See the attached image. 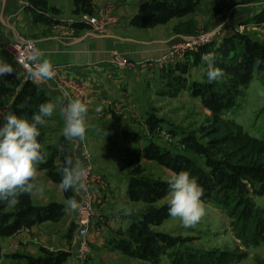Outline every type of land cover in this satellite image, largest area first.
I'll return each instance as SVG.
<instances>
[{
    "label": "crops",
    "instance_id": "obj_1",
    "mask_svg": "<svg viewBox=\"0 0 264 264\" xmlns=\"http://www.w3.org/2000/svg\"><path fill=\"white\" fill-rule=\"evenodd\" d=\"M162 1L90 0L85 7L77 0L75 10V0H0V59L14 69L0 78V109L30 119L41 103L56 104L39 126L45 159L36 165L32 191L15 206L5 201L0 207V257L9 258L7 264H29L27 258L39 260L36 264H163L166 258L174 264L171 253L177 245L171 243V231L162 229L171 220L169 181L177 173L169 164L178 155L194 159L190 136L216 113L192 89L208 81L202 56L216 54L224 77L240 81L232 106L247 80L260 81L264 96V0H188L166 16L153 11L151 18L157 20L150 25L132 24L144 4ZM99 11L117 19L104 35L78 19L83 12ZM207 31H215L210 43L177 61L160 59L171 40ZM245 35L255 61L248 77L230 61L244 47ZM17 39L33 41L41 60L56 66L58 77L82 87L80 95L71 88L68 92L88 105L83 139L69 141L62 134L61 108L69 100L57 79L28 81L14 63L5 46ZM211 90L218 92L215 86ZM84 149L93 163V214L80 248L79 207H66L73 198L80 205L81 190L63 191L59 182L65 157L84 163ZM125 209L132 211L125 214ZM17 217L19 225L10 230ZM162 234L169 243L155 240Z\"/></svg>",
    "mask_w": 264,
    "mask_h": 264
},
{
    "label": "clouds",
    "instance_id": "obj_2",
    "mask_svg": "<svg viewBox=\"0 0 264 264\" xmlns=\"http://www.w3.org/2000/svg\"><path fill=\"white\" fill-rule=\"evenodd\" d=\"M42 55L40 49L34 48L27 58L32 62L36 77L51 80L55 76L53 64L48 59L41 60ZM202 60L206 64L209 82L219 81L224 77V70L217 66L216 54L205 53ZM13 71L10 63L0 59V78ZM55 109L56 104L52 101L41 103L30 119L11 110L0 109V202L6 201L15 206L21 195L32 191V180L37 173L36 165L45 159L42 143L38 139L41 135L39 126L53 115ZM61 112L64 117L63 136L69 141L83 139L87 130V103L80 98L71 99L61 108ZM60 150L63 151L62 147ZM62 173L59 182L61 190L86 187L83 183L85 168L82 161L65 157ZM203 194V186L189 171L173 173L169 181V216L179 218L185 228L194 227L205 214V205L201 199ZM78 207L79 202L73 198L67 202L66 210H76ZM131 211L125 209V214H130Z\"/></svg>",
    "mask_w": 264,
    "mask_h": 264
},
{
    "label": "trees",
    "instance_id": "obj_3",
    "mask_svg": "<svg viewBox=\"0 0 264 264\" xmlns=\"http://www.w3.org/2000/svg\"><path fill=\"white\" fill-rule=\"evenodd\" d=\"M89 1L90 0H83V5L88 7ZM187 1L188 0H163L160 3L144 4L141 8V13L133 19L132 24L137 27L150 25L153 21L157 20L156 18H151L153 11L162 10L166 12L164 14V16H166L169 13L179 10L180 6ZM75 5V10H77V0H75ZM263 58L264 55L261 57L262 61ZM244 60L246 63L237 68L242 71L241 73L244 74V77H248L255 63L251 46L248 47ZM238 82L240 83V81H233V84H239ZM214 86L218 88V92L211 90ZM192 89L195 93L202 94L204 103L210 106L216 113L221 107L224 108L232 105L234 100V93L225 91L223 86L216 81H206L200 86H196L195 83ZM262 108L264 109V96ZM197 133L202 139L205 138L207 140V145L211 146L221 155L222 160L212 162L207 159L205 163L208 167V171L206 172L195 164L194 159L181 155L172 158V163L169 165L177 172L181 170L189 171L192 176L198 179V182L204 189L215 188V186L224 183L220 188L225 189L223 206L235 217L233 225L239 224L238 230H236L237 236L242 240H245L247 237L254 242L257 234L264 229L262 216L257 210L255 211L248 207L245 201L239 199L234 191V184L235 182L245 179L252 184L259 183L261 188H264V140L245 132L241 125L234 121L218 117H215L214 120L209 123L201 125ZM189 145L195 154L203 153V146L199 144L197 139L195 141L194 134L190 136ZM223 170L230 171V175L226 176V178L222 177ZM3 203L4 202H0V207ZM0 215L4 216L3 213H0ZM149 216H151V213L147 212L145 214V221H150ZM13 220L14 219L11 220L12 223L10 227H8L10 230L16 228L20 223L18 217L15 218L14 221ZM1 226L2 224H0V227ZM146 233L149 235L147 231ZM172 238L171 243L175 244ZM158 239L164 243L170 242L169 237L164 234L159 235V237L156 236L155 240L157 241ZM156 241L153 242V247L158 246ZM171 259L174 264H230L231 261H233L232 255H229L227 252L195 249H176L171 253ZM27 260L29 264H36L39 262V260L35 261L31 258H27ZM27 260L25 259V261Z\"/></svg>",
    "mask_w": 264,
    "mask_h": 264
},
{
    "label": "rangeland",
    "instance_id": "obj_4",
    "mask_svg": "<svg viewBox=\"0 0 264 264\" xmlns=\"http://www.w3.org/2000/svg\"><path fill=\"white\" fill-rule=\"evenodd\" d=\"M237 2H241V0H237ZM243 37L245 38L241 46L244 47H239L234 52V56L230 58L231 64L235 63L237 65L234 66L235 68L246 63L244 56L247 54V49L251 44L248 35ZM219 81H222L223 89L234 93L233 97H235L237 93L234 91L238 88V84L234 85L228 76L223 77ZM198 85H203V83H196V86ZM262 106L261 82L254 81L250 83L247 80L245 86L241 87L237 103L234 106L224 107L219 113H215L209 122L214 120L215 117L231 120L241 125L245 132L264 140V109ZM195 127L197 128L198 126ZM194 135L195 141L197 139L199 144L203 146V153L195 154L194 161L199 168L201 167L206 172L208 171L205 163L207 159L212 162H218L222 160V157L215 149L207 145V140L205 138L202 139L196 130ZM222 173V177L225 178L230 175V171L227 170H223ZM223 185L224 183H221L215 188L204 189L201 199L205 205V214L194 227L185 228L179 218L171 217L170 222L163 223L162 229L171 231L174 237L172 241H174L179 250L195 249L227 252L233 257V261L230 264H264V229L257 234L254 242L247 237L242 240L237 236L236 230H238L239 224L233 225L235 217L223 206L225 189H220ZM234 185V191L239 199L245 201L252 210H257L264 222V188H261L259 183L252 184L245 179L235 182ZM19 260L24 261L25 258L21 257ZM0 263L7 264L11 263V261L9 258L1 256ZM163 264L171 263L165 258Z\"/></svg>",
    "mask_w": 264,
    "mask_h": 264
},
{
    "label": "built area",
    "instance_id": "obj_5",
    "mask_svg": "<svg viewBox=\"0 0 264 264\" xmlns=\"http://www.w3.org/2000/svg\"><path fill=\"white\" fill-rule=\"evenodd\" d=\"M79 21L87 23L91 26L94 33L98 35H104L110 25L116 22V18L103 11H99L95 14L83 12L78 17ZM215 31H207L198 33L192 37L176 38L171 40L168 46L167 52L160 57V59L167 61H177L185 57L187 52L199 49L200 47L213 41ZM36 49L35 43L31 40L17 39L6 44L5 49L12 55L14 63L26 74L28 81H35L36 76L33 74L34 68L32 62L28 60V54L32 49ZM114 61L120 64H124L123 58L120 56H114ZM55 76L59 87L62 89L65 97L70 101L74 99L68 92V88L80 95L82 93V87L80 85L68 84L67 81L62 80L57 76V68L54 66ZM83 157L85 159L83 166L85 168V175L83 177V183L86 185L81 190V202L79 205L80 215L78 218V230H77V242L80 248L85 246V240L83 237L87 234V225L93 214L89 193L91 191V183L93 182V163L91 159V153L87 149L83 150Z\"/></svg>",
    "mask_w": 264,
    "mask_h": 264
}]
</instances>
